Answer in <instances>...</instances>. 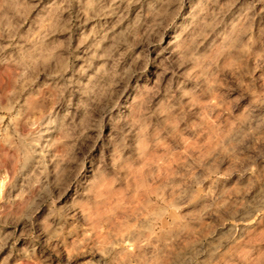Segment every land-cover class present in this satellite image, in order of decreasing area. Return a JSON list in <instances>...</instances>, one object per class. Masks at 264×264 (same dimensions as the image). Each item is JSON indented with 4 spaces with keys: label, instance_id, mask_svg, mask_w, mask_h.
Here are the masks:
<instances>
[{
    "label": "rangeland",
    "instance_id": "1",
    "mask_svg": "<svg viewBox=\"0 0 264 264\" xmlns=\"http://www.w3.org/2000/svg\"><path fill=\"white\" fill-rule=\"evenodd\" d=\"M0 264H264V0H0Z\"/></svg>",
    "mask_w": 264,
    "mask_h": 264
}]
</instances>
